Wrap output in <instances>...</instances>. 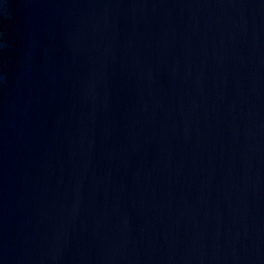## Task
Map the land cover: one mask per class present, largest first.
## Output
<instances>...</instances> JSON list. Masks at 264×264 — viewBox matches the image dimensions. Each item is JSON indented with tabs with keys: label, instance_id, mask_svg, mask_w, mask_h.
Returning a JSON list of instances; mask_svg holds the SVG:
<instances>
[{
	"label": "water",
	"instance_id": "water-1",
	"mask_svg": "<svg viewBox=\"0 0 264 264\" xmlns=\"http://www.w3.org/2000/svg\"><path fill=\"white\" fill-rule=\"evenodd\" d=\"M0 264H264V0H0Z\"/></svg>",
	"mask_w": 264,
	"mask_h": 264
}]
</instances>
